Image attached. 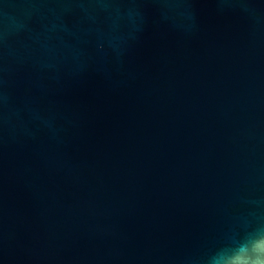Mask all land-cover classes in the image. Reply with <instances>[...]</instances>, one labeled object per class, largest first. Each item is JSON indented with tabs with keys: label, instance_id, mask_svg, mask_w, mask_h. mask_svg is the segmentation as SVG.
Returning a JSON list of instances; mask_svg holds the SVG:
<instances>
[{
	"label": "water",
	"instance_id": "water-1",
	"mask_svg": "<svg viewBox=\"0 0 264 264\" xmlns=\"http://www.w3.org/2000/svg\"><path fill=\"white\" fill-rule=\"evenodd\" d=\"M264 225V0H0V264H205Z\"/></svg>",
	"mask_w": 264,
	"mask_h": 264
},
{
	"label": "clouds",
	"instance_id": "clouds-1",
	"mask_svg": "<svg viewBox=\"0 0 264 264\" xmlns=\"http://www.w3.org/2000/svg\"><path fill=\"white\" fill-rule=\"evenodd\" d=\"M205 264H264V225L232 234L206 257Z\"/></svg>",
	"mask_w": 264,
	"mask_h": 264
}]
</instances>
